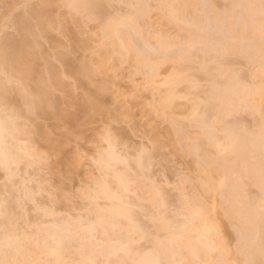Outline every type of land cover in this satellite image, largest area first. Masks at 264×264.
Segmentation results:
<instances>
[{"label":"snow or ice","instance_id":"6c2138e0","mask_svg":"<svg viewBox=\"0 0 264 264\" xmlns=\"http://www.w3.org/2000/svg\"><path fill=\"white\" fill-rule=\"evenodd\" d=\"M3 7L0 264H264V0ZM20 10L23 39L43 58L39 78L38 63L7 40ZM69 32L98 41L77 56L75 80L56 76ZM64 82L77 96L86 86L101 121L74 147L41 117L61 96L68 108ZM107 88L125 89V104L151 93L148 107L174 139L158 136L150 116L137 127L127 109L105 119Z\"/></svg>","mask_w":264,"mask_h":264},{"label":"bare ground","instance_id":"6f19581e","mask_svg":"<svg viewBox=\"0 0 264 264\" xmlns=\"http://www.w3.org/2000/svg\"><path fill=\"white\" fill-rule=\"evenodd\" d=\"M6 1V2H5ZM4 5L11 4V5H18V4H24V3H52L49 0H5ZM112 1V0H111ZM122 1V0H121ZM118 0V2H121ZM130 3H146V0H128ZM148 1V0H147ZM159 3H177L176 0H158ZM178 3H192L197 4L198 1L201 0H177ZM203 1V0H202ZM212 1V0H211ZM64 0H57L55 3H63ZM77 2H80V0H77ZM104 2H109V0H104ZM113 2V1H112ZM117 2V1H116ZM208 4L210 3V0H207ZM125 3V2H124ZM127 3V2H126ZM158 3V2H157ZM216 3V2H215ZM212 1V4H215ZM217 5V4H216ZM5 8L3 7V13L0 12V32L4 31L5 27ZM59 11V9L57 10ZM207 11V10H205ZM26 13L23 10H20L17 14V16L9 22V27L13 29L14 33L13 35L7 34V40L10 44V46L14 49L13 55L14 56H20L23 55L25 58L32 57L34 61L38 63L37 73L39 78V74L41 71L44 70V62L43 58H40L37 60V57H39V51L37 50L35 56H33L31 49V44L23 39L22 33L24 32V26L22 24V18H24ZM67 31V28H66ZM69 35H71L73 38L69 43L72 45V51L70 54L64 57V67L60 68V72L56 74V76L60 74H68L73 80L76 79L75 75L73 74V68L77 63V56H79L80 60H83L84 58V51L86 50V46H89L88 40H81L80 36L73 35L72 32H69ZM81 45H84L82 47ZM43 47L46 49L48 48L47 44H44ZM104 55L107 56L108 52L107 50H103ZM2 53H3V40H0V62H2ZM45 56H47V52H45ZM118 66V65H117ZM225 72H227V68L224 69ZM45 78H47V72H43ZM54 76V79L56 78ZM101 85L103 86V81L101 82ZM84 85H82L80 89L79 96H77V93L75 91V86L73 84L64 82L62 84V88L64 93L67 96V104L68 108L65 107V97L61 96L59 102L56 105V111L50 112L47 109L41 111V117L42 118H49L53 121V128L57 131H59V139H63L65 142V146L69 143H75V139L77 134L85 133L88 126L93 124V119L96 122H100V116L99 112L96 114L95 117H92L91 111L88 108L87 101L84 96L85 91ZM112 89L107 88L106 91L100 96V100L103 104V107L105 109L104 111V117L105 119L108 117V111L111 110L113 115H116L118 112L115 111L113 108V97H112ZM151 94V93H150ZM111 99L110 103L108 99ZM106 100V101H105ZM109 104H108V103ZM112 104V106H111ZM111 107H110V106ZM113 107V108H112ZM71 112V115H67L68 112ZM61 117H63L64 122H61ZM130 120L133 122V117L130 115ZM163 121V120H162ZM85 122H87V126H85ZM126 127V126H125ZM66 129V130H65ZM158 134V133H157ZM169 135L174 139V134L170 133ZM159 136V135H158ZM91 140V139H89ZM127 141V138H126ZM38 144L41 143L39 140L36 141ZM168 142L170 143L171 140Z\"/></svg>","mask_w":264,"mask_h":264},{"label":"rangeland","instance_id":"374dc122","mask_svg":"<svg viewBox=\"0 0 264 264\" xmlns=\"http://www.w3.org/2000/svg\"><path fill=\"white\" fill-rule=\"evenodd\" d=\"M4 1L5 0H0V12H2V13H3V6H4L3 3H4ZM49 1H51L52 3H55L57 0H49ZM112 1L114 3H121V2L130 3V1L128 2V0H122V1L120 0L121 2H118V0H112ZM212 1H213V3L216 2L215 4H217L218 6H223L225 4H228V3H231L232 2V0H212ZM212 1L210 0V3L211 4H212ZM157 2L159 3L158 0H148V1L146 0V3H151V4H156ZM175 2L178 3L177 0ZM205 3L208 4L207 0H203V1L201 0V1H198L197 2V4H205ZM203 11H205V10H203ZM13 33H14V31H13L12 27L11 28L9 27V30H8L7 34L13 35ZM85 40L90 41L89 42V44H90L89 46H93L94 42H98L96 40V37L91 36V35L87 36V38ZM66 42L69 43V41H66ZM117 67H119V65ZM121 75L124 77V79L121 80V81H119V82H117L118 85H124V84H126V80H127V70H125L124 72H122ZM127 88L130 89L131 88V85H127ZM121 93L122 94L118 96V95H116V93L113 92V90L111 92L112 97L114 99V101L113 100L112 101H113V104H114V107H115V108H113V107L112 108L115 111L119 112V111H123V110L127 109V111L130 113V115L133 117V123L137 127H145L146 124H147V122H148V121H146V117L147 116H150L151 117V121L150 122L151 123H154L156 125V132L158 133V135L159 136H162L166 140H169L170 141L169 137H171V136L169 135V128H168V126L164 123V121L158 120L157 117L155 116V114L152 113L151 112V109L148 107L149 101L151 100V94L150 93H147L146 94V98L143 99V100H140V99H135V100L129 99L127 101V104H125V101L123 99V95L128 94V93L123 88L121 89ZM109 100L111 101L110 98L108 99V101ZM110 101H109V103H110ZM111 106H112V104H111ZM46 124L50 125L48 131L49 132H54V135L56 136V138L59 139V131H57V130H55L53 128V121L51 119H49V118H46ZM96 125H100V122H96L95 125L92 124V125L88 126L87 130L85 131V133L88 135L89 139H91L92 136L95 135V126ZM126 138H127V142H129L131 144L137 143V141L135 140V137H132L130 135V133H128L124 137L125 140H126ZM71 144L74 147L75 143H71ZM83 148L84 149H87L88 148V144H84L83 145ZM175 167H176V170H179V164H177ZM166 174L169 177H171L172 179H174V175H173V171H172V167L171 166L168 168V171H167ZM79 181H80V176H76L74 178V181H70L68 183V187L69 188H72L73 183H75V185L78 187L79 186ZM221 215H222V213H221Z\"/></svg>","mask_w":264,"mask_h":264}]
</instances>
